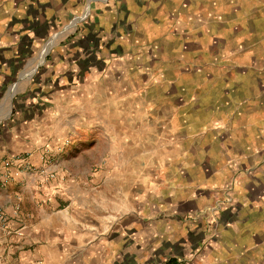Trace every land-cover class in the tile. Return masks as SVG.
<instances>
[{"label": "crops", "instance_id": "1", "mask_svg": "<svg viewBox=\"0 0 264 264\" xmlns=\"http://www.w3.org/2000/svg\"><path fill=\"white\" fill-rule=\"evenodd\" d=\"M0 210V264H264V0H0Z\"/></svg>", "mask_w": 264, "mask_h": 264}, {"label": "built area", "instance_id": "2", "mask_svg": "<svg viewBox=\"0 0 264 264\" xmlns=\"http://www.w3.org/2000/svg\"><path fill=\"white\" fill-rule=\"evenodd\" d=\"M15 164L23 171L35 174L40 177L44 183H50L57 180V173L52 169V155L45 151L43 156V166L35 168L30 162L28 156H21L15 159ZM9 215L4 210H0V229H7Z\"/></svg>", "mask_w": 264, "mask_h": 264}, {"label": "bare ground", "instance_id": "3", "mask_svg": "<svg viewBox=\"0 0 264 264\" xmlns=\"http://www.w3.org/2000/svg\"><path fill=\"white\" fill-rule=\"evenodd\" d=\"M42 56H43V54H42ZM42 59V58H41ZM34 61V60H33ZM38 61V60H37ZM42 61H44V60H42ZM42 61H40V62H42ZM31 63V62H30ZM38 63V62H37ZM31 71H32V69H31ZM25 77V76H24ZM29 78V77H28ZM27 79V78H26ZM24 80V79H23ZM20 84V83H19ZM21 85V84H20ZM17 87V86H16ZM16 90V89H15ZM13 92V91H12ZM18 93V92H17ZM12 94H14V93H12ZM12 97H13V95H12ZM10 98V97H9Z\"/></svg>", "mask_w": 264, "mask_h": 264}, {"label": "trees", "instance_id": "4", "mask_svg": "<svg viewBox=\"0 0 264 264\" xmlns=\"http://www.w3.org/2000/svg\"><path fill=\"white\" fill-rule=\"evenodd\" d=\"M172 263V261L169 263V264H171ZM173 264V263H172Z\"/></svg>", "mask_w": 264, "mask_h": 264}]
</instances>
